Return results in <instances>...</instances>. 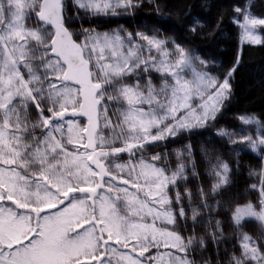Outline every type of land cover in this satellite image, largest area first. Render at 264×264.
Wrapping results in <instances>:
<instances>
[{"label":"snow or ice","instance_id":"6c2138e0","mask_svg":"<svg viewBox=\"0 0 264 264\" xmlns=\"http://www.w3.org/2000/svg\"><path fill=\"white\" fill-rule=\"evenodd\" d=\"M143 3L0 0V264H264V117L221 124L242 57L213 50L226 20L262 43L264 14L200 0L212 19L185 4L180 38L91 26ZM193 137L208 187L192 143L167 151Z\"/></svg>","mask_w":264,"mask_h":264},{"label":"trees","instance_id":"16d2710c","mask_svg":"<svg viewBox=\"0 0 264 264\" xmlns=\"http://www.w3.org/2000/svg\"><path fill=\"white\" fill-rule=\"evenodd\" d=\"M160 4V12L157 13L155 5L149 4L148 0H144L142 6L133 14H121L116 17H98L93 23L92 27L97 31L105 32L117 28H122L127 31H136L138 28L142 29L143 25H147L149 28L160 29L165 36L172 38H180L183 35L182 23L186 22L183 17L177 19V11H182L185 4H194L193 16L202 17L206 20H211L212 17L208 15L206 11H203L199 7L200 0H158ZM247 0H211V3L219 7H225L231 9L233 5H243ZM255 7L251 9L258 18L264 14V8L261 4H264V0H253ZM160 20L162 23H156ZM85 24V27H88ZM257 35L261 38L260 44H248L241 43L240 30L238 26L233 25L230 20L225 21L224 31L217 45L213 48L217 55V64H229L235 58L239 52L242 57V66L236 75L233 82L234 84V98L231 101L230 109L227 115L221 121L222 125H227L231 128L241 127L239 120L234 119L239 115H251L255 114L258 117H264V26H259L256 29ZM197 46L201 49L209 47L207 44L198 43ZM222 71V69H218ZM214 136V131L211 134ZM205 137H193L191 140H184L180 144L171 145L167 151L171 152L174 148H182L185 143H192L194 151L197 153L198 170L201 174L205 187H208L211 180L206 176V163L200 157V146ZM211 150H219L221 148L226 149V144H207L205 145ZM226 154V153H225ZM122 159L120 162L127 160L126 154H121ZM170 163L175 165V158L170 157ZM242 164V177L237 179L236 188L234 193L238 192L241 198L245 195L244 189L248 180V168L249 166H255L256 161L250 160L248 157H244L241 161ZM193 192L196 191L195 184L189 185ZM254 199V198H253ZM187 203V202H186ZM256 226L250 225L249 230L255 231Z\"/></svg>","mask_w":264,"mask_h":264}]
</instances>
